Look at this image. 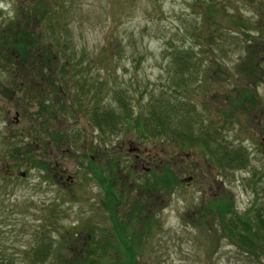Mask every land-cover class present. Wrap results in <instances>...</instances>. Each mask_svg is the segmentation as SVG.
Returning a JSON list of instances; mask_svg holds the SVG:
<instances>
[{"label":"rangeland","instance_id":"rangeland-1","mask_svg":"<svg viewBox=\"0 0 264 264\" xmlns=\"http://www.w3.org/2000/svg\"><path fill=\"white\" fill-rule=\"evenodd\" d=\"M24 26L70 71L0 43V264H264L211 208L264 217V0H0Z\"/></svg>","mask_w":264,"mask_h":264},{"label":"trees","instance_id":"trees-1","mask_svg":"<svg viewBox=\"0 0 264 264\" xmlns=\"http://www.w3.org/2000/svg\"><path fill=\"white\" fill-rule=\"evenodd\" d=\"M33 34L28 31H25V26L23 28L16 27L13 30H9L6 32L5 30L0 31V43L3 45V47L6 48L7 45H9L12 41L13 44H17L16 47L13 45L11 48L15 49L17 52L28 53L30 50L35 51V59L40 64L41 66L45 67H57V69L54 70V73L59 75H63L64 73H67L70 71L68 64V60L66 57H62L60 60L61 62L58 61V63L54 62V56L49 53L50 49L49 47L57 48V41L55 38H53V35L51 37H47L46 35H43V37H38L34 38L32 36ZM25 54V53H24ZM22 54V56H24ZM28 55V54H27ZM25 55V56H27ZM17 57L22 58L20 55H17ZM28 59V58H27ZM248 62L245 63V68L249 71L252 70V68L255 66V63H251L250 59ZM246 60V61H247ZM36 62V63H37ZM36 63H34L36 65ZM20 64V63H19ZM37 66V65H36ZM44 71V70H43ZM40 75L43 76L42 72L40 71ZM55 77L50 78L48 80L45 78V82L54 81ZM59 80V79H58ZM58 82H62V80H59ZM60 88V87H58ZM43 111H48V107L41 108ZM23 147L20 146H15L13 145L10 149V155L13 152H18L20 153ZM227 154V152L225 153ZM235 156H237V153H233ZM231 155V153H230ZM163 179L164 180H170L171 178V172L168 169L164 168L163 171ZM2 178L0 180L3 181L7 180V175H2ZM162 179V180H163ZM218 200L213 199V203L211 208H213L217 212V216L219 218L220 225L223 230H225L226 234L232 238L234 241L237 240L236 242L242 247L245 248L246 250H251V248L257 247L259 251H264L262 247L264 246V217L262 218H257L255 215H246L244 218H238L240 219V226L236 225L234 222L235 217L229 216L228 211L229 209L225 208L222 204H218ZM39 236H37V242L39 241ZM257 240L258 242H255ZM256 243H259L257 245ZM48 255V251L45 252V256ZM62 264H73V260L70 261H63L61 262Z\"/></svg>","mask_w":264,"mask_h":264},{"label":"flooded vegetation","instance_id":"flooded-vegetation-1","mask_svg":"<svg viewBox=\"0 0 264 264\" xmlns=\"http://www.w3.org/2000/svg\"><path fill=\"white\" fill-rule=\"evenodd\" d=\"M137 150H138V147H135V148H134V151H133V152H135V153H134V158L137 159V160H136L137 163H143V158L140 157V155L137 153ZM52 171H53V170H52ZM61 172H63V171H61ZM58 173H59V172H58ZM55 175H57V177H58L59 180L62 179V174H61V173H59V174H55ZM68 177H70V176H69V175H66L65 179H67Z\"/></svg>","mask_w":264,"mask_h":264},{"label":"water","instance_id":"water-1","mask_svg":"<svg viewBox=\"0 0 264 264\" xmlns=\"http://www.w3.org/2000/svg\"><path fill=\"white\" fill-rule=\"evenodd\" d=\"M24 173H21V175H23Z\"/></svg>","mask_w":264,"mask_h":264}]
</instances>
